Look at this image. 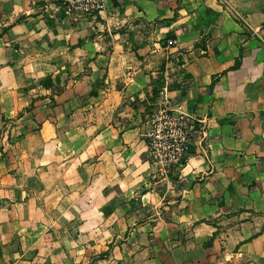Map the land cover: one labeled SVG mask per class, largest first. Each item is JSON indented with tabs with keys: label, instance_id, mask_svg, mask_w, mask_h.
Wrapping results in <instances>:
<instances>
[{
	"label": "crops",
	"instance_id": "crops-1",
	"mask_svg": "<svg viewBox=\"0 0 264 264\" xmlns=\"http://www.w3.org/2000/svg\"><path fill=\"white\" fill-rule=\"evenodd\" d=\"M0 264H264V0H0Z\"/></svg>",
	"mask_w": 264,
	"mask_h": 264
},
{
	"label": "built area",
	"instance_id": "built-area-1",
	"mask_svg": "<svg viewBox=\"0 0 264 264\" xmlns=\"http://www.w3.org/2000/svg\"><path fill=\"white\" fill-rule=\"evenodd\" d=\"M68 19L74 21L103 13L108 8L109 0H54ZM168 45H176L170 40ZM170 100L149 118L147 145L150 160L158 169L160 176H165L174 167H181L192 152L194 120L179 107L171 109Z\"/></svg>",
	"mask_w": 264,
	"mask_h": 264
},
{
	"label": "rangeland",
	"instance_id": "rangeland-1",
	"mask_svg": "<svg viewBox=\"0 0 264 264\" xmlns=\"http://www.w3.org/2000/svg\"><path fill=\"white\" fill-rule=\"evenodd\" d=\"M147 134H148V132H147ZM147 134H146V135H147ZM146 139H147V138H146Z\"/></svg>",
	"mask_w": 264,
	"mask_h": 264
}]
</instances>
